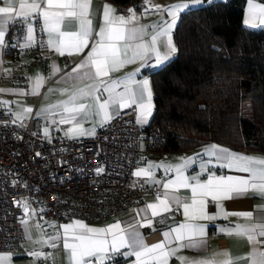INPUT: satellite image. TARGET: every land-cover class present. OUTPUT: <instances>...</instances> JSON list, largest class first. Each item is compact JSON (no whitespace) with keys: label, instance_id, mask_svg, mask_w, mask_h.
Instances as JSON below:
<instances>
[{"label":"crops","instance_id":"0c3cea01","mask_svg":"<svg viewBox=\"0 0 264 264\" xmlns=\"http://www.w3.org/2000/svg\"><path fill=\"white\" fill-rule=\"evenodd\" d=\"M209 1L211 0H203L202 3L197 4L194 3V0H142V3L137 5L134 3L120 4L114 0H91L89 13L92 24L87 47L82 48L79 52L73 50L69 53L68 50H64L63 55L57 52L54 47L49 46V33L43 28V18L41 16L34 15V18L27 22L18 19L24 25L26 33L15 44L14 53H8V48L5 46L0 49V89L4 90L0 91V106L11 111L16 118L17 114H20L21 118L32 114L39 115L42 131L45 133V129H47V135H51L55 131L70 136L92 135L112 117L105 119L99 110V104L109 97V92L105 90V84L101 83V81L107 83L109 88L112 86L111 82H118L114 88V93H124L125 86H127L128 90L134 94L136 101L131 106L135 107L140 115V104L144 102L141 99L140 86L144 80H147L152 93L151 115L148 116L147 122L143 123L147 124L152 119L155 109L154 91L149 72L160 67L168 60L157 64L156 53L150 50L143 59L132 60L109 72L107 77H98L96 79H89L88 77L79 79L77 74L72 72V69L83 63L92 48L98 47L101 43L105 44V46L115 44L119 50L120 58L122 60L130 59L137 45L150 44L152 35L158 33L165 26V21H171V16L163 11L164 8L177 4H187L189 5L188 8H190ZM24 2L30 3L31 0H24ZM255 2L264 4V0H255ZM20 3L21 0H10L11 6L17 11ZM106 4L115 9L113 15L116 17H128L131 15L128 11L129 9H133L135 12V18L131 23L119 25V22H117L115 26L125 28L142 27L144 32L134 40L102 41L99 32L104 25L103 8ZM156 5L161 6V9L156 10ZM0 6L7 5L0 3ZM121 6H124L125 9ZM186 9H180L176 12L175 26L180 14ZM246 19L249 21L246 24L248 26L264 25L260 23L261 18L258 15L253 16L251 14L248 0H246L244 8V23ZM37 21L40 22L44 32V37L41 41H39L37 32ZM28 23H32L34 28L31 46H25L28 43ZM11 24L7 26L5 38ZM175 26L170 35L177 52L174 36ZM77 30L78 24L72 20H65L61 25V31L72 32ZM52 38L55 39V35ZM165 41L166 37L162 36L155 46L161 54L167 51ZM85 71H91L94 74L95 67L89 66L81 69L80 74L82 75ZM90 85L94 87L89 94L88 86ZM81 89L85 90V94L82 95L80 93L79 90ZM74 104H84L87 108L79 113L65 111V106L71 108ZM126 107L130 106L126 105L123 108ZM123 108L118 104H111L108 111L110 113H118ZM26 109H31V112H27ZM80 132L83 134H79ZM212 145L228 149L240 155L264 158V150L246 148L235 150L211 139L204 140L181 151H166L149 146L141 154L140 167L137 168L136 172L141 169L147 170L150 175L142 174L145 182L150 185L156 184L158 189L154 193H145L135 209L120 216L104 220L74 217L61 223L54 220L40 223L42 219L38 216L34 214L33 217L35 218H30V215H28V218L24 220L26 223H23L25 232L24 250L19 253L0 250V255L7 254L10 258L7 261H0V264H70V251L65 248L64 240L67 238L69 244L73 242L71 237L74 232H79L77 221L86 227L96 229L108 228L115 223H120L121 229H125L127 233H131L132 226H134L146 246L151 247L154 244L166 242V250L179 248L180 242L171 238L166 241L164 233L170 232L181 224L195 223L203 225L205 228L206 234L197 238L202 240L203 243L197 248H179L174 256L168 258V264H181L180 259H178L181 256L188 258L190 261L218 262L225 259L221 255L225 251H227L234 264H264V236L258 234V226L264 224V195H258L252 189H249L246 194L233 199L220 198L214 201L210 196L204 197V211L215 218L196 220L186 219L183 207H178L173 202H169L171 210L164 211L163 206L157 199L158 196L162 199L165 192L171 193L174 191V194L179 197L182 203L191 202L193 198L191 187L176 185L165 189L163 186L165 183L177 180L178 168L188 178L189 185L196 183L192 179L193 177H197L201 183L206 182L209 176H214L215 178L251 179L250 173L222 166L226 165L225 161H218L216 157L209 156L207 150ZM200 198L199 195L196 197V199ZM149 204L157 205L158 215L152 216V210L147 208ZM174 208H177V211H174ZM234 212H251L252 216L244 218L225 214ZM146 215L151 219L152 223L150 226H141L145 223L143 218ZM31 219L34 222L37 219L40 225L37 228L36 224L31 227ZM63 225H72L73 228L65 232ZM237 225L257 227V233H254L256 242H250L247 235H229L223 231L224 229L235 228ZM113 231L123 234L115 229ZM174 235L175 233H173ZM52 237H57V239L53 240L51 239ZM108 239L110 245L111 235H109ZM41 245L45 247V250L40 251ZM132 251V248L121 247L116 253L109 252L106 254L102 264L108 262L115 264H160L158 252H145L140 260L137 261L135 255H128ZM37 252L39 254L38 262H36V255H34ZM121 253L124 254L122 255ZM117 258L119 261L115 262ZM89 259L92 264H100L95 257Z\"/></svg>","mask_w":264,"mask_h":264},{"label":"snow or ice","instance_id":"6c2138e0","mask_svg":"<svg viewBox=\"0 0 264 264\" xmlns=\"http://www.w3.org/2000/svg\"><path fill=\"white\" fill-rule=\"evenodd\" d=\"M203 0H194V3H202ZM0 3L6 4L7 6H0V49L5 45V35L7 26L16 19L22 21H29L34 18V15H39L43 18V28L49 33V46L54 47L57 52L61 55L64 54V50H68L71 53L73 50L79 52L82 48L87 47L88 38L91 34V24L90 19V4L91 0H31L30 3H25L21 0L19 4V10L17 11L11 6L10 0H0ZM249 9L253 16L258 15L260 23L264 24V4L256 3L255 0H248ZM189 5L187 4H177L164 8L163 11L167 12L171 16V21H165V26L161 30L153 34L151 37L150 44H140L136 46V50L130 59H121L119 55V50L115 44H105L101 43L98 47H93L92 51L88 54L87 59L72 69L73 73L77 74V78L83 79L88 77L89 79H96L98 77H107L109 72L123 66L125 63H129L137 58L143 59L146 54L151 50L156 53V62L161 64L164 61L170 59L171 55L176 52V48L172 43L171 31L176 24V12L180 9H186ZM156 10H160L161 6L156 5ZM131 15L125 16H114L113 13L115 9L111 8L110 5H104L103 8V20L104 25L100 28L99 36L101 40L107 41H127L134 40L139 37L141 33L144 32V28L133 26L132 28H125L117 25H127L131 23L135 18V12L133 9L128 10ZM65 20H72L77 22L78 30L72 32L61 31V25ZM249 21L246 19L245 24ZM256 26V25H252ZM34 28L32 23H28L27 27V44L25 46H31L33 41ZM55 35V39H53ZM166 37L165 47L167 51L161 54L156 49V44L160 37ZM15 47V45H13ZM89 66L95 67V73L91 71H85L80 74V70L88 68ZM105 84V90L109 92L108 99L104 100L103 103L99 104V110L102 112L105 119L116 115L117 113L108 111L109 105L118 104L121 108L131 106L135 103L134 94L130 92L125 86L124 93H114V88L118 82H111V88L108 87L107 83L101 81ZM94 86H88V93L90 94L91 89ZM0 91H4L0 89ZM83 95L85 90H79ZM141 99L144 101L140 104L141 113L138 118V123L147 122L148 116L151 115L152 111V93L149 89V82L144 80L140 86ZM73 99H75L73 97ZM98 99V97H97ZM87 108L84 104L73 105L71 108L65 106L66 112L79 113L85 111ZM27 112H31V109H26ZM17 118H21L20 114H17ZM79 134H83L80 132ZM45 135H47V129H45ZM209 156H214L218 161H225L229 168H234L235 170L248 172L251 174V179L243 178H233V177H219L209 176L208 180L201 183L197 177L192 179L196 181L195 184L189 185L188 178L184 176L181 169H177V180L165 183L163 186L165 189H169L172 186L181 185L184 187H191L192 200L190 203L181 202L179 197L174 194V191L169 193L165 192L163 198L159 196L157 199L163 206L164 211H170L171 207L169 202L175 203L178 207L182 206L184 210V215L186 219L196 220L201 218L214 219L215 217L208 215L204 211L205 200L204 197L210 196L212 200L223 199H233L240 197L247 193L249 189H252L258 195H264V158L250 157L245 155H240L231 152L228 149L219 148L216 145L210 146L207 150ZM142 174L150 175V173L141 169L135 173V175L140 176ZM200 199H196L197 196ZM148 209L152 210V216L158 215L157 205L149 204ZM28 211L27 205H25V212ZM144 211V210H142ZM226 215H235L239 217L249 218L252 216L251 212H234L225 213ZM145 223L141 226H150L152 221L146 215L144 218ZM26 223V221H22ZM79 226V232H74L71 237L72 243H68V239L65 238L64 246L70 251V264H92L89 258L95 257L100 264L106 258V254L109 252L116 253L121 247L132 248L133 251L128 253V255H135L137 261L140 260L141 256L145 252H158L160 257V264H168V258L174 256L179 248H197L203 243L202 240L197 239L198 237H203L205 233V228L203 225L195 223H185L179 225V227L172 229L170 232L164 233L166 241L168 238L174 241L180 242L179 248H171L166 250V242H160L148 247L144 244L143 239L135 227L132 226L131 233H127L125 229H121L120 223H115L108 228H89L79 221L76 222ZM64 231L67 232L72 225H63ZM118 230L119 233L113 230ZM223 231L229 235H247L250 242L255 243V235L257 233V227H247L244 225H237L235 228L224 229ZM173 233L175 235L173 236ZM258 234L264 236V224L258 226ZM109 235H111V244L109 245ZM55 240L57 237H52ZM186 241V242H185ZM122 255L124 253H121ZM34 255H39L34 253ZM225 259L221 261H190L186 257H178L181 264H234L230 259L227 251L222 253ZM9 256L7 254L0 255V261H7Z\"/></svg>","mask_w":264,"mask_h":264},{"label":"built area","instance_id":"2783aa9c","mask_svg":"<svg viewBox=\"0 0 264 264\" xmlns=\"http://www.w3.org/2000/svg\"><path fill=\"white\" fill-rule=\"evenodd\" d=\"M25 33L23 24L10 25L4 46ZM138 118L130 106L95 134L45 135L39 115L18 119L0 106V250H24L22 221L30 210L58 223L74 217L104 220L135 209L145 193L156 192V184L135 175L151 143Z\"/></svg>","mask_w":264,"mask_h":264},{"label":"trees","instance_id":"16d2710c","mask_svg":"<svg viewBox=\"0 0 264 264\" xmlns=\"http://www.w3.org/2000/svg\"><path fill=\"white\" fill-rule=\"evenodd\" d=\"M245 4L211 0L180 14L176 54L149 72L155 109L143 136L151 148L181 151L211 139L235 150H264V25L244 23ZM37 32L43 40L39 21Z\"/></svg>","mask_w":264,"mask_h":264},{"label":"rangeland","instance_id":"374dc122","mask_svg":"<svg viewBox=\"0 0 264 264\" xmlns=\"http://www.w3.org/2000/svg\"><path fill=\"white\" fill-rule=\"evenodd\" d=\"M259 25H257V26H255V27H258ZM251 27H254V26H251ZM34 212L31 210L30 211V213H29V215H30V218H35V217H33L34 216ZM36 215V214H35ZM37 216V215H36ZM37 218V217H36ZM38 219V218H37ZM36 219V222H34V220L33 219H31V221H30V225H31V227L32 226H35V224H36V228L38 227V225H40L39 224V219L37 220ZM40 219H42V220H40L41 222L40 223H42V222H44V221H48V219L46 218V217H40ZM33 229V228H32ZM34 230V229H33ZM35 233V232H34ZM31 242V241H30ZM26 244H27V242H25ZM40 251H42V250H45V247H43L42 245H41V247H40ZM38 253V252H37ZM38 256L36 255V257H35V260H36V262H38Z\"/></svg>","mask_w":264,"mask_h":264}]
</instances>
